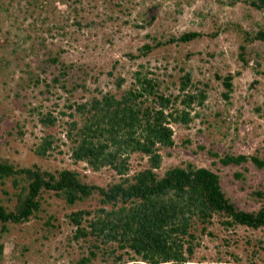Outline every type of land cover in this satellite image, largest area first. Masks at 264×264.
I'll list each match as a JSON object with an SVG mask.
<instances>
[{
  "label": "rangeland",
  "instance_id": "1",
  "mask_svg": "<svg viewBox=\"0 0 264 264\" xmlns=\"http://www.w3.org/2000/svg\"><path fill=\"white\" fill-rule=\"evenodd\" d=\"M246 1L0 0V157L50 172L77 170L88 182L106 186L117 180L110 170L94 172L70 159L69 118L61 113L101 93L119 96L134 84L136 72L156 80L160 93L180 96L181 78L189 74L187 92L202 91L206 100L193 108L187 126L171 124L174 145L161 148L158 173L188 163L208 168L239 209L258 210L261 203L250 195L264 189V169L224 167L219 161L226 154L264 156V43L252 40L264 28V16ZM188 32L199 37L169 41ZM144 45L152 50L146 53ZM48 52L58 57L57 64L49 62ZM55 77L58 83L52 81ZM226 77L230 92L223 84ZM48 113L56 118L51 127L38 122ZM49 135L54 149L47 157L36 156V147ZM130 166L134 172L146 160L132 155ZM11 193L9 184L0 186V204L7 209L15 201ZM93 207H70L45 194L36 218L0 236V264H75L88 244L73 240L68 216ZM49 216L55 220L47 227ZM195 236L197 246L185 264H264V228L224 231L216 220ZM113 259L98 257L93 264H113ZM140 260L123 255L119 264Z\"/></svg>",
  "mask_w": 264,
  "mask_h": 264
},
{
  "label": "trees",
  "instance_id": "2",
  "mask_svg": "<svg viewBox=\"0 0 264 264\" xmlns=\"http://www.w3.org/2000/svg\"><path fill=\"white\" fill-rule=\"evenodd\" d=\"M246 2L264 16V0ZM197 37L198 33L188 32L169 41L187 43ZM252 40L264 43V28L255 32ZM142 49L146 53L152 50L149 45ZM46 57L51 64L58 63V57H51L50 52ZM141 74L136 72L134 84L119 96L101 93L70 104L69 113H61L69 118L65 136L71 143L72 162L83 163L94 172L108 169L117 177L116 181L98 186L77 170L50 172L38 165L21 167L0 157V186L9 184L15 199L9 209L0 204V236L14 225H25L36 218L45 194L70 207L94 203L92 210H77L68 216L75 229L73 240L88 244L87 253H82L75 264H93L98 257L108 260L112 256V263L119 264L123 255L129 259L139 257L138 264H185L197 246L195 233L204 234L216 220L224 231L264 228V189L250 195L253 201L261 203L258 210L246 211L231 201L219 176L208 168L188 163L158 173L161 148L174 145L171 124L187 126L193 121V108L201 107L206 96L202 91L187 92L189 74L181 78L180 96L173 98L160 93L156 80ZM39 80L36 76L35 82ZM52 81L59 80L55 77ZM230 81L226 77L223 83L228 92L232 89ZM122 83L120 80L117 87ZM38 122L51 127L56 118L48 113ZM53 149L54 140L49 135L41 139L34 152L47 157ZM132 155L145 159L146 166L131 172ZM219 161L224 167L251 164L264 169V156L226 154ZM54 220L49 216L45 225L52 226ZM3 248L0 244V256ZM118 251L121 254H116ZM232 258L238 261L237 257ZM105 260L103 263H107Z\"/></svg>",
  "mask_w": 264,
  "mask_h": 264
}]
</instances>
